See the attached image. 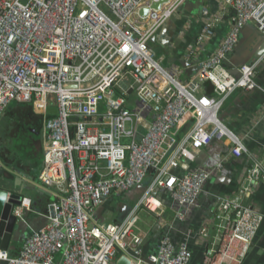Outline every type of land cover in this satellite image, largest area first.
Listing matches in <instances>:
<instances>
[{
  "label": "built area",
  "instance_id": "built-area-1",
  "mask_svg": "<svg viewBox=\"0 0 264 264\" xmlns=\"http://www.w3.org/2000/svg\"><path fill=\"white\" fill-rule=\"evenodd\" d=\"M156 1L0 0V118L13 101L42 115L37 182L53 190L42 210L24 194L12 205L17 220L27 223L30 214L46 223L24 237L16 254L0 249V264H116L143 241L139 212L163 216L160 189L168 193L178 219L196 206L202 187L223 165L198 166L200 150L217 140L228 145L223 159L250 154L218 113L234 90L258 87L259 59L241 65L238 76L224 62L244 26L264 33V0H219L233 8L232 24L188 81L164 68L149 45L185 0L154 9ZM142 8L148 9L145 15ZM201 16L199 47L219 19L206 7ZM192 53L186 52V60ZM204 81L211 83V94L200 90ZM250 156L246 178L252 186L264 182V168ZM148 177L124 219L109 222L95 215L104 198ZM249 192L242 184L238 195L216 205L217 238L206 250L205 264H241L248 256L264 222L260 205L243 201ZM198 235L206 237L205 226ZM191 238L187 234L174 242L162 236L155 252L132 257L129 264H188Z\"/></svg>",
  "mask_w": 264,
  "mask_h": 264
},
{
  "label": "crops",
  "instance_id": "crops-1",
  "mask_svg": "<svg viewBox=\"0 0 264 264\" xmlns=\"http://www.w3.org/2000/svg\"><path fill=\"white\" fill-rule=\"evenodd\" d=\"M203 7L208 8L212 14H217L219 19L215 24L212 37L199 47L196 44V39L202 26ZM233 16V8L222 6L219 0H185L177 13L166 19L153 33L149 43L150 48L164 68L178 74L181 80L188 81L194 78L199 70L187 73V66L197 65L198 61L202 62L212 55L230 29ZM197 47L199 48L196 49ZM188 51H193L194 57H188L186 60V52ZM257 59L259 62L255 69L254 79L258 87L253 90H234L227 97L218 113L220 121L244 140L250 154H244L239 158L223 159L227 154L228 145L217 140L200 150L195 159L198 166L211 167L223 161V169L216 172L204 184L196 206L189 211L184 219L175 217L168 193L163 189L158 191L157 195L164 208L163 216L158 218L154 212L143 209L147 216L146 220H143L144 229L141 230L137 226V232L142 236L143 241L145 240L141 250L143 257H147L156 251L162 236H168L176 242L190 234L192 236L191 242L194 243L191 244L192 254L188 264H205L206 250L209 247H214L217 238L216 219L212 217V213L223 198L238 195L239 187L242 184L248 185L250 188L248 195H242L243 201L250 204L258 203L257 205H260L264 213V182L257 181L251 186V182L246 178L248 165L253 160L251 154L257 157L264 168V33L256 26L247 24L240 31L238 43L227 55L224 64L232 72L235 66L240 67ZM199 87L204 93H212L209 81L202 82ZM17 104L20 103L11 102L0 120L9 115L12 116L13 114L10 112L13 113L12 108ZM21 105L25 106V104ZM21 123L24 122H9L6 127L1 128L0 141L8 135L15 137L18 133H21L25 138L30 136L34 138L35 136L40 140L42 122L40 124L28 122L30 125L27 124L28 129L26 131L21 127L23 125ZM34 144L36 141H28L23 151L30 150V148L33 150ZM15 148L17 147L15 146ZM0 149L6 150L8 148L0 145ZM6 154L7 157H11L9 152ZM38 173L36 174L37 177ZM148 182L149 177L143 182L144 184L141 183L139 186L124 192L110 194L96 207L95 215L102 221H121L127 215L129 208L141 197ZM0 186H6V181L1 176ZM8 190L19 191L20 188L14 185ZM46 190L49 194H39L34 191V195L29 196L32 199L33 207L37 210H42L47 202L53 198V190L47 188ZM29 215L27 217H31L32 219H29L33 222L36 216ZM203 226L206 228V237L198 235V231ZM31 231V227L25 222L14 231L10 247L7 249L9 254L14 255L18 252L24 237ZM241 264H264V222L253 242L252 249Z\"/></svg>",
  "mask_w": 264,
  "mask_h": 264
},
{
  "label": "water",
  "instance_id": "water-1",
  "mask_svg": "<svg viewBox=\"0 0 264 264\" xmlns=\"http://www.w3.org/2000/svg\"><path fill=\"white\" fill-rule=\"evenodd\" d=\"M167 1L168 0H157L156 2H154L152 4V8L159 9L161 7V5L163 3H166ZM147 10H148L147 8H142L139 13L141 15H145L147 13ZM186 66H187V64H186ZM238 68H239L238 66H235V68H234V70H232V72L230 70L229 71L234 76H238L239 75ZM197 70H199L198 65H192L189 67L187 66V68H186L187 73L196 72ZM236 73H238V75H235ZM129 93H130V91H129ZM19 107H20V105H19ZM20 108L23 111L28 112L30 115L40 119V121L43 120L42 115L35 113L30 105H26V106H23ZM72 119L76 120L77 118H72ZM251 167H252V162L248 165L247 172H246L247 175H248ZM221 169H223V167ZM9 171L14 172V174H15L14 185L19 186L20 190L19 191L18 190H8L7 188L0 187V249H3V250H7L10 247V242L13 238L14 231L17 228H19L21 226V224H24V222L17 220L16 217L11 213L12 205H17L20 203V198L23 194L22 191L24 189H32L39 194H49V192L46 190V188L41 186L30 175L25 174L24 172L20 171L17 168H14V167L11 168V170H9ZM211 178H212V176L209 179H211ZM29 218H31V217H26V220H27V223L29 224V226L31 227L32 231L42 227L46 223V220L40 216L35 217L33 219L34 220L33 222H31L32 218L31 219H29ZM122 219H124V218H122ZM144 241H142V243L138 247H136L135 249L129 248L127 250L129 253L128 255H124V254L120 255L116 261V264H129L130 259L132 257H138V258L145 259V257L142 256V252H141V250L143 248ZM118 252H120L119 249H118Z\"/></svg>",
  "mask_w": 264,
  "mask_h": 264
},
{
  "label": "trees",
  "instance_id": "trees-1",
  "mask_svg": "<svg viewBox=\"0 0 264 264\" xmlns=\"http://www.w3.org/2000/svg\"><path fill=\"white\" fill-rule=\"evenodd\" d=\"M19 105L20 107H23V105H21L20 103L12 108L13 113L10 112V114H13V115L12 116L9 115L11 117L9 122H24V123H21L23 124L21 127L25 131L26 129H28V127H26L28 122H38L39 124L42 122L40 121V119L30 115L28 112L23 111L19 107ZM26 105L27 104H25V106ZM32 140H33V136H30L28 138V141H32ZM6 152H9L11 157H7ZM0 160L2 162V166H0V176L2 178L5 177L6 180L8 181V184H7V181L4 179V181H6L5 187H8V188L14 187L13 183H14L15 174L14 172L9 171L13 167L19 169L25 174L30 175L34 180H36L37 179L36 174L37 172H39L40 165L42 163L41 140L38 139L36 141V144H34L33 150H31V148L30 150L28 149L27 151H23L20 148H14L12 151L11 149H6V150L0 149ZM0 187H3V186H0Z\"/></svg>",
  "mask_w": 264,
  "mask_h": 264
},
{
  "label": "rangeland",
  "instance_id": "rangeland-1",
  "mask_svg": "<svg viewBox=\"0 0 264 264\" xmlns=\"http://www.w3.org/2000/svg\"><path fill=\"white\" fill-rule=\"evenodd\" d=\"M54 113V110L50 111V114ZM10 116L5 117L4 119L0 120V129L6 127L9 124V120H10ZM29 138V137H28ZM28 138H25L24 136H22L21 133H18L15 137H11L10 135H8L7 137H4L1 141H0V145L2 146H6L8 149H11V151L15 148V146L17 148H20L21 150L24 149L25 145L28 143ZM38 138L34 137L32 141H37ZM39 147V146H38ZM2 159V158H1ZM3 179L6 180V178L4 177ZM7 181V180H6ZM8 184V181H7ZM22 193L26 196H33L34 195V190L32 189H24L22 191ZM139 218L140 221L139 223L137 222V226L143 230L144 228V223L143 220H146L147 216L146 213H144V210H141L139 212ZM139 234V233H138Z\"/></svg>",
  "mask_w": 264,
  "mask_h": 264
}]
</instances>
